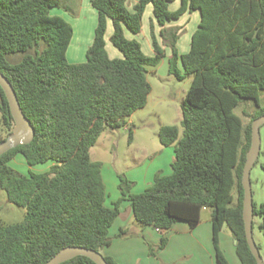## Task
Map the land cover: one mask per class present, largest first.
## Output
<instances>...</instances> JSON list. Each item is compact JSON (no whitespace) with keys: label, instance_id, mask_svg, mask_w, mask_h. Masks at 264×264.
I'll return each instance as SVG.
<instances>
[{"label":"trees","instance_id":"trees-1","mask_svg":"<svg viewBox=\"0 0 264 264\" xmlns=\"http://www.w3.org/2000/svg\"><path fill=\"white\" fill-rule=\"evenodd\" d=\"M173 1L138 0L129 9L127 0H90L98 13L94 39L86 60L70 63L73 26L51 14L59 0H0V71L36 132L30 143L0 156V189L10 203L27 209L21 222H0V264H45L66 246L102 253L112 243L110 228L124 200L131 202L137 224L162 233L178 221L195 228L209 210L218 264H229L220 242L225 225L237 241L241 264H257L245 235L241 179L252 122L264 114V0H180L178 9L170 10ZM148 5L163 41L152 22V56L143 52L140 41L125 35V28L142 31ZM197 10L201 19L190 50L180 54L181 27L167 24ZM109 21L110 42L121 58H111L106 49ZM163 45L171 50L168 73L178 79L192 76L181 107L183 136L179 138L176 125L159 130L160 143L174 146L172 173H157L140 193H132L134 183L119 175L121 196L108 207L103 163L91 160L90 150L106 128L120 127L147 105L152 90L147 74L166 56ZM17 54L19 60L8 59ZM243 100L260 107L247 127L234 112ZM0 113L7 134L0 133L1 143L15 125L1 86ZM18 154L31 166L52 164L45 172L23 174L10 165ZM254 215L262 218L264 235V203H254ZM126 234L121 229L119 236ZM167 243L163 236L159 244H149L150 256L157 257ZM61 264L96 263L77 256Z\"/></svg>","mask_w":264,"mask_h":264},{"label":"rangeland","instance_id":"rangeland-1","mask_svg":"<svg viewBox=\"0 0 264 264\" xmlns=\"http://www.w3.org/2000/svg\"><path fill=\"white\" fill-rule=\"evenodd\" d=\"M60 6L51 9V14L61 15L69 21L74 27L75 36L67 50V59L71 63H81L86 60L87 37L89 40L94 34L96 9H94L90 0H59ZM175 0L169 3V8L175 9ZM176 3V4H178ZM142 20V31L139 34H134L125 28L126 37L137 39L142 44L143 52L146 55H152L147 46V38L145 39L144 32L149 29V17H152L151 7L146 8ZM196 12V13H194ZM191 21L188 26L181 28L178 39V49L180 54H186L191 47L192 33L198 28L201 16L200 11H193ZM199 19V22H198ZM185 17L182 15L179 19L170 22H183ZM180 27V26H176ZM111 28L106 34V49L112 57H122V54L110 42ZM163 43V41H162ZM164 47H167L164 45ZM20 54L9 56L10 61L20 59ZM148 81L151 84V93L148 98L147 105L137 110L131 117H127L122 122V125L117 128H106L101 134L96 144L90 150V157L93 161H100L108 172L115 174L119 179V175H125L128 179L133 175L137 181L131 180L139 191L144 188V181L140 177V171L149 168L150 163L147 161L150 156L153 157L161 148L162 144L159 140V130L162 126L176 125L179 128V138L183 136V127L181 125V107L186 94L191 86L192 76H186L183 79H178L176 76L167 72V62L161 61L159 66L151 70L147 74ZM261 107L264 108V92L261 94ZM260 107L253 100H243L234 110L241 117L244 127H247L255 112L259 111ZM0 133L6 137V131L1 125L0 113ZM132 133V139L130 134ZM261 133V153L257 159V163L251 170V187L253 192V201L257 206L264 203V124L260 128ZM51 162L41 163L37 165H29L25 158L18 154L10 165L18 172L23 174L41 173L47 171ZM144 165V166H142ZM119 181V180H118ZM136 185V186H135ZM110 187V188H109ZM132 187V188H133ZM115 188L108 186V197L114 195ZM117 191L118 187H117ZM137 191V190H136ZM138 192V191H137ZM236 195V192L234 191ZM27 209L10 203L7 199L6 192L0 189V222L2 224H12L24 220ZM204 216L209 213L204 212ZM123 217H127L124 215ZM262 223V218L254 216L253 219V237L259 252L264 261V235L259 228ZM133 224V223H132ZM136 226H140L135 222ZM135 227V225H133ZM132 227V228H133ZM229 228L225 225L223 231L228 236L231 235ZM233 243H228L230 248H234ZM103 251V250H102Z\"/></svg>","mask_w":264,"mask_h":264},{"label":"crops","instance_id":"crops-1","mask_svg":"<svg viewBox=\"0 0 264 264\" xmlns=\"http://www.w3.org/2000/svg\"><path fill=\"white\" fill-rule=\"evenodd\" d=\"M137 1L138 0H127V5L129 9H133V6ZM176 3H178V1H176L175 4H173L175 5L176 8L171 10L178 9L180 3L178 4ZM148 7H151L152 9L151 5H148L146 8ZM191 15L192 13L186 12L183 14L186 20H184L182 23L179 21L169 22L167 26L169 27L180 26L181 28H184L188 26L189 22L191 21V17H190ZM97 18H98V13H96L95 25H97ZM152 22L154 23L155 33L157 34L160 43H162V38L159 35L160 27L155 22L152 13V17H149V24H150L149 29L147 32H144L143 34L145 36V39L147 38L146 47L150 49V52L153 55L154 50H153L152 38H151ZM95 28H94V33H95ZM110 28H111L110 33L112 34L113 26L111 21L108 22L107 31ZM73 36H75V33H73ZM93 39H94V34L92 33L91 39L89 34V40L87 37V45H88L87 49L92 44ZM177 47H178V41H177ZM164 48L166 51V56L162 60L163 61L165 60L167 62V72H168V57L171 55V50L169 47H164ZM116 56L117 54L110 57L121 58ZM159 64L157 65V67L159 66ZM157 67L151 68V70H154ZM180 67L182 68L181 65ZM174 157H175L174 146L165 147L163 145L162 148L156 154L153 155V157L150 156V159L147 160L150 163L149 168H146L145 170L142 169V171H140L141 173L139 174L140 177H138L144 181V187H143L144 189H146L154 182V177L157 173L160 172L163 175H169L172 173L171 165L174 160ZM102 176L106 187V193L109 185H111V188H115L114 195L111 196V198H109L107 193V199H106V205L108 207H112V202L118 200V198L121 196V192L118 187L119 179L117 178V176H115V174L108 172L104 167V165L102 166ZM129 180L137 181L136 177L133 175L130 176ZM117 187L119 192L117 191ZM143 190L139 191L136 187H133L131 192L140 193ZM204 212H208L209 214L207 216H204V214H202V222L199 225H197L195 228H191L190 225L185 221H178L166 233H162L153 226H149V225L139 226V227L136 226L135 221L133 219L131 202L128 200H124L121 202L120 205V215L115 220L112 227L110 228V236L112 238V243L110 246H107L103 249L102 254L113 257L118 264H218L213 247V241H212L213 226L211 220V213L209 210H205ZM126 213H127V217H123L124 215H126ZM133 225H135V227H133ZM121 229H126L127 234L123 237L119 236ZM163 236L168 239L167 245L163 249H160L158 251L157 257L150 256L149 244L152 245L159 244ZM233 241L234 239L232 235L228 236L227 234L224 233L223 230L221 231L220 233L221 247L224 251L227 260L229 261V264H241V261L236 252L235 244H234V248H230L228 246V243H233Z\"/></svg>","mask_w":264,"mask_h":264},{"label":"water","instance_id":"water-1","mask_svg":"<svg viewBox=\"0 0 264 264\" xmlns=\"http://www.w3.org/2000/svg\"><path fill=\"white\" fill-rule=\"evenodd\" d=\"M0 86L8 100L10 111L14 119L12 133L0 143V156L7 151L21 144L30 143L35 137V128L31 121L26 117L21 108L17 93L8 78L0 71ZM264 124V114L255 118L251 127V145L246 154V161L242 171V186L244 189L243 198V220L245 235L248 246L256 259L257 264H264L259 252V248L253 237L254 201L251 187V170L256 164L261 153V133L260 128ZM237 241L235 240V243ZM77 256L90 258L96 264H109L104 255L94 249L83 246H66L59 250L45 264H61Z\"/></svg>","mask_w":264,"mask_h":264}]
</instances>
